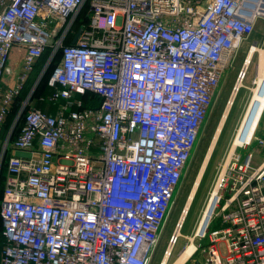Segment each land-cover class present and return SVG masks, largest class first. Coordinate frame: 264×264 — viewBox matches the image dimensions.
Wrapping results in <instances>:
<instances>
[{
  "label": "built area",
  "instance_id": "2783aa9c",
  "mask_svg": "<svg viewBox=\"0 0 264 264\" xmlns=\"http://www.w3.org/2000/svg\"><path fill=\"white\" fill-rule=\"evenodd\" d=\"M262 25L264 0H0V133L37 60L60 56L53 110L26 98L0 144V264H149L224 69ZM256 151L222 166L200 264H264Z\"/></svg>",
  "mask_w": 264,
  "mask_h": 264
},
{
  "label": "rangeland",
  "instance_id": "374dc122",
  "mask_svg": "<svg viewBox=\"0 0 264 264\" xmlns=\"http://www.w3.org/2000/svg\"><path fill=\"white\" fill-rule=\"evenodd\" d=\"M260 23L262 22H259V24ZM263 40H264V25L258 26L255 33H253L251 36L243 40L242 44L236 51L231 64H229L224 69L220 86L214 96L211 110L201 127L199 139L188 161V164L183 172L182 179L175 193L174 202L167 216V219L164 223V227L160 234L158 244L152 253V257L149 264H160V262L162 263L164 262L163 260L164 252L168 247L170 238L175 234L174 231L178 224V220L180 219L183 211L185 210V205L188 200L189 194L193 188V185L201 169V166L205 161L206 155L209 151L213 138L216 134L222 115L228 104L231 92L237 82V79L239 78V75L243 71L242 69H243V65L245 64L246 57L248 53L251 52V50L253 49L251 48L252 46H256L259 49L261 48L264 49ZM45 52H46L45 62L42 63L41 66L36 68L35 70L33 68V72L29 76L30 78L28 77L27 80L24 82L23 88L21 89V93L25 89L27 83L28 85L25 91L26 96L21 101L20 106L22 105L23 101L26 100V98L28 97H30V99H29V104L27 103V108L29 107L43 108V107L52 106L50 99L52 94V88L48 84V80L52 73V67L54 66L55 61L59 60L60 56H59V52L57 51L55 52L56 55L55 54L51 55L52 48H49ZM259 55L260 54L258 50L254 51L250 59L247 69V74L243 80L246 87H242L239 89L235 97L234 103L230 108L229 114L221 130L218 133L215 145L213 146L209 159L206 163L204 172L202 174L196 195L184 219L181 228L182 235H180L177 238L175 246L172 249V254L168 260V264H173V262H175L181 250L186 246V243L189 240L188 236L189 235L193 236V233L196 227H198L200 218L202 217L205 207L208 201L210 200L211 194L216 186L217 178L222 169V166L225 163V161H228V157L231 153L234 137L237 134V131L239 129L238 127H240L242 120L247 112L249 103L253 95L252 87L255 86V84H253V80L255 79V77H257L258 74ZM40 59L44 61V55ZM15 82L16 81H14L13 83ZM84 95L85 98L89 97L88 92H86ZM15 113L16 112H13V114L11 115V119L12 116L15 115ZM263 115H264V103L259 117L260 119L255 125V130L251 138L248 140V141L251 140L250 144L245 145L246 147L244 145L236 146L233 151L234 154L243 153L244 151L252 147L253 144L257 145L259 140H257L256 137H261L260 134L258 133V129ZM258 146L260 147L259 143ZM263 153H264V147L262 148L260 147V149L255 152L254 160H258L257 155L262 156ZM215 200L212 204V207H210L208 217L205 220L203 227L210 219ZM220 224H221L220 218L217 217L214 219L211 228L219 227ZM194 241L198 247L201 241L203 243H207L208 239L200 241L198 240L197 237V239H195ZM203 257H204V251L197 250L192 255V257L186 262V264H198L200 261H202Z\"/></svg>",
  "mask_w": 264,
  "mask_h": 264
},
{
  "label": "bare ground",
  "instance_id": "6f19581e",
  "mask_svg": "<svg viewBox=\"0 0 264 264\" xmlns=\"http://www.w3.org/2000/svg\"><path fill=\"white\" fill-rule=\"evenodd\" d=\"M251 48H253L251 50V52L248 53L247 57H246V60H245V64L243 65V72L246 71L248 69V65H249V62H250V59L254 53V51H259V65H258V74H257V81L260 80V78L263 77L264 75V49H259L258 47L256 46H252ZM227 65H228V61L226 62ZM223 64V66H225V64ZM261 82V81H260ZM259 84L258 85H255L254 87H252L253 89V95H252V98H251V101L249 103V106H248V109H247V112L242 120V123L240 125V127H238V131H237V134L235 135L234 137V140H233V143H232V148H231V153L228 157V159L231 157L234 149L236 146H239V145H243L245 143H249L250 141H248L254 130H255V125L257 124L258 120L260 119V114H261V111H262V106H263V103H264V87H262V84ZM242 87H246V85L244 84V81L243 80H240L238 79L232 92H231V95H230V98H229V101H228V104L226 106V109L222 115V118L220 120V123H219V126L217 128V131H216V134L213 138V141L211 143V146L209 148V151L206 155V158H205V161L203 162V165L201 166V169L197 175V178L195 180V183L193 185V188L189 194V197H188V200L186 202V205H185V210L183 211L180 219L178 220V224L175 228V231H174V237L178 238L180 235H182V231H181V228H182V225H183V222H184V219L186 217V214L188 213V210L190 209V206H191V203L196 195V192H197V189L199 187V184H200V180H201V177H202V174L204 172V169H205V166H206V163L209 159V156H210V153L213 149V146L215 145V142H216V139H217V136H218V133L219 131L221 130L228 114H229V111H230V108L232 106V104L234 103V100H235V97L239 91L240 88ZM248 135V136H247ZM246 140V141H245ZM217 190H218V184L216 185V187L214 188L212 194H211V198L210 200L208 201L206 207H205V210H204V213L202 215V217L200 218V221H199V224H198V227L199 229L198 230H202L204 229L207 224L209 223V221H211V217H212V214L214 212V209H215V205L217 203V196H216V193H217ZM216 199V200H215ZM215 200V203H214V206H213V209H212V213H211V216H210V219L209 221L206 223V225L203 227L204 225V222L205 220L207 219L208 217V213L210 211V207H212V204ZM203 227V228H202ZM197 228V227H196ZM188 242L186 243V246L181 250V252L179 253V255L177 256L175 262H173V264H186V262L192 257V255L194 254L195 252V249H196V244H195V236H191L189 235L188 236ZM172 245L169 244L168 247L166 248V251L164 252V256H163V264H168V260L170 258L169 256V252L172 253ZM171 250V251H170Z\"/></svg>",
  "mask_w": 264,
  "mask_h": 264
},
{
  "label": "crops",
  "instance_id": "0c3cea01",
  "mask_svg": "<svg viewBox=\"0 0 264 264\" xmlns=\"http://www.w3.org/2000/svg\"><path fill=\"white\" fill-rule=\"evenodd\" d=\"M22 53H23L22 50L14 48L12 51L11 57L9 59L8 65L11 67L12 70H14V72H15L14 76H17L16 73L20 72L21 64H22ZM37 65H38V63L36 64L35 68H37ZM4 80L6 82H10V83H13L14 81H16V79L9 74L5 75ZM43 108L53 110L52 106L51 107H43ZM261 121H260V126L258 129V133L260 134V136L263 137L264 136V115H263ZM7 122H8V120H7ZM4 138H5V134H4V129H3L2 132L0 133V144H1V141L4 140ZM253 148H255L256 150H259V148H257L256 144L253 145ZM0 154H1V147H0ZM257 157H258V160H255V162L259 163L264 158V153L262 156L257 155ZM7 175H8V172H7L6 166L5 165L0 166V188H1V186H3V184L7 178ZM0 197H2V190L0 192Z\"/></svg>",
  "mask_w": 264,
  "mask_h": 264
},
{
  "label": "trees",
  "instance_id": "16d2710c",
  "mask_svg": "<svg viewBox=\"0 0 264 264\" xmlns=\"http://www.w3.org/2000/svg\"><path fill=\"white\" fill-rule=\"evenodd\" d=\"M46 50H48V49H46ZM45 50V51H46ZM46 52H44L43 53V55H44V61L43 60H41L40 58H42L43 57V55L37 60V62H36V64L38 63V65H37V68L38 67H40L41 66V64L42 63H44L45 62V60H46ZM58 61V60H57ZM57 61H55V63L57 62ZM54 63V64H55ZM36 64H35V66H34V70L36 69L35 67H36ZM53 68V67H52ZM33 72V70L30 72V74ZM30 74H29V76H30ZM28 76V77H29ZM30 78V77H29ZM27 85H28V83L26 84V87H27ZM26 87H25V89L22 91V93L20 94V96L17 98V100H16V103H15V106L12 108V110H11V112H10V114H9V116H8V118H7V120H8V122L6 121V124H5V126H4V134L6 135V133L8 132V130H9V128L11 127V125H12V123H13V121H14V119H15V117H16V115H17V113H18V109H19V106H20V103H21V101L25 98V96H26V93H25V91H26ZM28 92V91H27ZM25 94V95H24ZM13 112H16L15 113V115H13L12 116V119H11V115L13 114ZM16 132H17V130L15 129V131L13 132V134L15 133L16 134ZM1 190H2V186H1V188H0V192H1ZM1 198V197H0ZM2 225H1V220H0V247L2 246Z\"/></svg>",
  "mask_w": 264,
  "mask_h": 264
},
{
  "label": "water",
  "instance_id": "95a60500",
  "mask_svg": "<svg viewBox=\"0 0 264 264\" xmlns=\"http://www.w3.org/2000/svg\"><path fill=\"white\" fill-rule=\"evenodd\" d=\"M78 34H79V32H78ZM78 34L74 38L73 42L76 41V38H77ZM261 88H263V86ZM15 153H16V155H19V156H30L29 152H25V151H22V150H17ZM198 264H200V263H198Z\"/></svg>",
  "mask_w": 264,
  "mask_h": 264
}]
</instances>
